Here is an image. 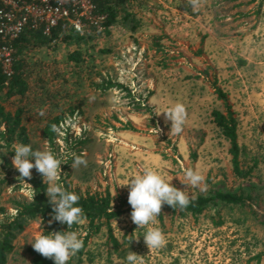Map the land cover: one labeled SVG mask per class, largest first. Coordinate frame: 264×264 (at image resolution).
I'll return each instance as SVG.
<instances>
[{
    "label": "rangeland",
    "instance_id": "obj_1",
    "mask_svg": "<svg viewBox=\"0 0 264 264\" xmlns=\"http://www.w3.org/2000/svg\"><path fill=\"white\" fill-rule=\"evenodd\" d=\"M108 28L80 44L52 43L28 56L34 86L23 123L33 150L48 148L62 160L58 183L108 191L118 205L128 200L123 185L152 168L191 196L218 186L246 189L254 209L264 212V0H201L196 10L188 0H128ZM76 51L81 60H70ZM216 87L236 118L240 166L251 168L245 178L234 176L230 143L213 121V110L225 111ZM176 103L187 111L179 135L169 133L162 113ZM60 113L61 132L50 145L40 128ZM17 143L0 147V207L9 214L14 200L32 196L28 178L12 165ZM76 156L87 165L73 169ZM189 168L204 175L200 187L181 182ZM126 207L109 222L117 245L103 225L89 237L91 255L67 264H128L130 252L137 264H264V226L247 209L219 204L196 216L163 209L154 224L137 228ZM43 225L40 218L27 221L6 264H30L27 248ZM149 227L162 229L164 248L148 249Z\"/></svg>",
    "mask_w": 264,
    "mask_h": 264
},
{
    "label": "trees",
    "instance_id": "obj_2",
    "mask_svg": "<svg viewBox=\"0 0 264 264\" xmlns=\"http://www.w3.org/2000/svg\"><path fill=\"white\" fill-rule=\"evenodd\" d=\"M128 0H95L96 11L106 15L105 33L109 32V26L114 24L119 16V12ZM127 13L124 14L125 19ZM160 37H155L158 40ZM85 40L84 36L78 35L74 30L65 26L63 23L54 27L50 34H44L41 29L26 28L22 34L14 42V63L13 74L7 78L0 71V147L10 148L14 142L28 144V130L23 123L25 114H29V110L25 107L28 95L32 90V70L28 56L30 52L37 47L47 46L52 43L63 42L67 45L80 44ZM156 46H160L158 41H155ZM160 48V47H159ZM70 60L80 61L79 52H72L68 55ZM42 78L36 80L41 81ZM116 83L109 82L107 86H114ZM219 98L222 99L225 111L213 110L212 117L215 125L221 130L223 136L230 143L229 153L231 154V164L234 176L245 178L251 173V168L243 169L240 166L239 155L241 148L237 142L236 134V118L231 111V106L228 103L227 97L219 87L215 88ZM43 94V92H40ZM40 96V95H38ZM36 98H38L36 96ZM39 99V98H38ZM4 102H9L14 105L12 110H7ZM63 114L48 116L42 124L41 135L43 139L53 145L55 139L59 137L58 133L51 130V125L61 126ZM68 135H65V138ZM78 139V138H77ZM67 140V139H66ZM67 142V141H66ZM82 140H77L76 144L82 143ZM77 151L79 149H76ZM69 159L64 166L67 168ZM31 179H26L32 188V196L29 200H14V213L9 214L4 207H0V264H6L8 256L13 250L12 239L16 234L24 228L29 219L40 218L43 225L42 233L48 234L53 231H77L79 237L83 239V248L70 260H76V263H81L85 255H91L87 249L90 235L98 232L104 225L107 227L110 239L117 245L116 239L111 234L109 222L112 218L118 216L124 211L123 205H127L126 209L132 211L127 199H123L120 204L114 205L113 198L108 191L105 192H82L80 189L72 188L68 184H64V188L70 192H75L79 197L78 206L84 211L83 222L79 225L74 224L71 229H68L66 224H61L53 220V209L46 195L47 183H44L41 174H37L36 170L31 171ZM190 204L184 210L179 207H173L164 204L162 210L170 212L189 213L191 215H199L213 205L238 206L247 209L259 224L264 226V212H259L254 209L251 201L252 197L248 190L239 188H223L218 186L213 191L207 193H198L194 196L189 195ZM80 231H84L82 235ZM34 243V242H33ZM30 256V264H54L52 259H48L36 252L32 245L27 248ZM69 260V261H70ZM68 263V262H67Z\"/></svg>",
    "mask_w": 264,
    "mask_h": 264
},
{
    "label": "clouds",
    "instance_id": "obj_3",
    "mask_svg": "<svg viewBox=\"0 0 264 264\" xmlns=\"http://www.w3.org/2000/svg\"><path fill=\"white\" fill-rule=\"evenodd\" d=\"M201 0H188L189 5L198 9ZM165 114V122H171L170 132L179 135L182 133L187 111L183 103H176L168 108ZM43 111L40 115H43ZM71 123V119H69ZM54 133H60L61 128L51 125ZM13 152L12 165L19 171L20 177L31 179V170L35 168L42 174L44 183H47L46 195L53 209V220L66 224L71 229L74 224L83 222L84 211L78 206L80 197L75 192H70L59 184L62 160L50 149L33 150L31 144L17 143ZM34 159V163L32 162ZM87 165V161L81 156L73 159L71 167L79 168ZM186 186L200 187L205 181L204 175L199 170L186 169L184 173ZM173 180V179H172ZM167 180L158 170L146 168L141 174L134 176L129 183L123 186L129 188L128 203L131 206V221L137 228H143L150 223H155L161 214L162 206L167 204L174 209L181 210L190 204L189 195L185 189H179ZM149 250L162 249L167 245L166 236L159 227H149L143 236ZM33 249L45 258L52 259L54 264H67L71 257L75 256L84 246V241L77 231H53L48 234L38 233L31 243ZM126 260L128 264H137L138 255L130 252Z\"/></svg>",
    "mask_w": 264,
    "mask_h": 264
},
{
    "label": "built area",
    "instance_id": "obj_4",
    "mask_svg": "<svg viewBox=\"0 0 264 264\" xmlns=\"http://www.w3.org/2000/svg\"><path fill=\"white\" fill-rule=\"evenodd\" d=\"M106 15L95 0H0V71L13 74L14 42L30 27L50 34L58 24L88 37L106 28Z\"/></svg>",
    "mask_w": 264,
    "mask_h": 264
}]
</instances>
